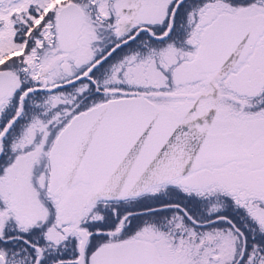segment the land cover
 I'll return each mask as SVG.
<instances>
[{
  "label": "snow or ice",
  "instance_id": "obj_1",
  "mask_svg": "<svg viewBox=\"0 0 264 264\" xmlns=\"http://www.w3.org/2000/svg\"><path fill=\"white\" fill-rule=\"evenodd\" d=\"M0 264H264V0H0Z\"/></svg>",
  "mask_w": 264,
  "mask_h": 264
}]
</instances>
